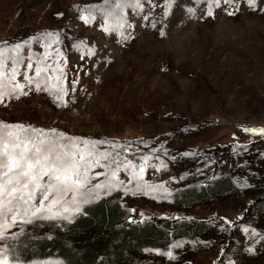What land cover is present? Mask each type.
<instances>
[{
  "label": "rangeland",
  "instance_id": "1",
  "mask_svg": "<svg viewBox=\"0 0 264 264\" xmlns=\"http://www.w3.org/2000/svg\"><path fill=\"white\" fill-rule=\"evenodd\" d=\"M0 53V124L108 154L79 213L10 229L9 264H64L15 246L108 196L132 218H186L129 264H264V0H0Z\"/></svg>",
  "mask_w": 264,
  "mask_h": 264
},
{
  "label": "snow or ice",
  "instance_id": "2",
  "mask_svg": "<svg viewBox=\"0 0 264 264\" xmlns=\"http://www.w3.org/2000/svg\"><path fill=\"white\" fill-rule=\"evenodd\" d=\"M255 3L256 0H248L249 6L254 7ZM20 47L16 46L17 49ZM27 67L31 69L32 64ZM48 67L51 66L37 67L36 76L40 77ZM0 68H3L2 63ZM16 74L17 69L13 67L10 79L14 81ZM3 87L0 76V101L5 94ZM21 87L14 86L16 90ZM36 87L40 89L39 83ZM55 94L62 101L65 93L62 88H57ZM94 144L65 137L55 130L46 133L25 125L0 124V243L15 239L18 233L11 236L8 233L19 224H32L34 220H68L70 213L81 211V203H88L90 198L99 194L87 188L92 179L90 172L94 167H104L101 160L107 159L108 154L95 153ZM143 170L141 167L140 171ZM94 187L99 190L108 185L97 183ZM69 193L72 194L70 197ZM20 231L23 232V228ZM9 251L7 245L0 247V264H9Z\"/></svg>",
  "mask_w": 264,
  "mask_h": 264
},
{
  "label": "trees",
  "instance_id": "3",
  "mask_svg": "<svg viewBox=\"0 0 264 264\" xmlns=\"http://www.w3.org/2000/svg\"><path fill=\"white\" fill-rule=\"evenodd\" d=\"M205 195L202 190L190 197ZM113 197L86 206L81 215L56 232L20 239L15 253L25 262L55 256L64 264H129L141 250L168 244V229L186 220L182 215L164 214L132 218Z\"/></svg>",
  "mask_w": 264,
  "mask_h": 264
}]
</instances>
